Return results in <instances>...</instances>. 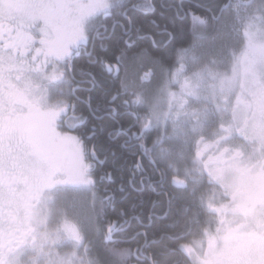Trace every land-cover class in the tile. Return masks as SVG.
Returning a JSON list of instances; mask_svg holds the SVG:
<instances>
[{
  "label": "flooded vegetation",
  "instance_id": "1",
  "mask_svg": "<svg viewBox=\"0 0 264 264\" xmlns=\"http://www.w3.org/2000/svg\"><path fill=\"white\" fill-rule=\"evenodd\" d=\"M119 2L78 0L61 16L56 31L43 20L28 21L18 29L16 50L9 48L0 54V97L5 101L19 97L16 107L24 112L29 105L38 110L29 124L30 141L15 158L0 163V264H104L94 255L100 243L114 251L110 254L114 264H157L149 252L156 241L148 239L147 229L153 227L157 200L163 197L169 206L165 185L170 174L169 184L178 198L204 213L198 229L177 247L187 264L191 261L186 250L202 256L191 243L206 233L213 224L209 219L222 209L243 211L248 228L231 230L228 243L236 249L242 247V255L259 256L258 264H262L264 1L134 0L142 11L151 13L150 3L156 10L150 15L133 12L131 23L120 16L116 9ZM235 7L243 17L236 39L232 34ZM153 19L159 27L151 23ZM96 27L98 35L85 49V39ZM108 36L112 39H106ZM101 45L108 47L106 53L100 52ZM77 49L92 51V59L103 60L93 64L81 56L76 62L81 88L88 87L89 69L125 84L120 77L122 60L129 53L146 52V70L140 77L146 87L138 90L135 76L127 99L121 102L115 93L109 106L113 118L129 120L124 127L116 120L128 138L125 154L131 159L130 170L136 165V190L126 189L141 197V203H131L137 208L144 206V194L152 193L147 223L131 220L132 215H139L136 207L121 217L120 203L115 205L116 211L104 203L121 182L114 177L116 183H109L111 177L105 182L102 174L107 165L93 171L97 166L86 146L71 136L54 140L49 136V129H66L78 121L69 108V98L60 94L59 89L66 87L63 82H53L32 66L46 64L51 71ZM217 51L231 59L229 65L222 66L225 78L221 81L213 62ZM115 66L120 68L117 77H113L114 70H108ZM217 82L222 84L220 88L213 86ZM209 106L214 111L207 110ZM186 123L190 130L197 125L200 128L193 137V155L186 156L185 148L179 145L174 149L178 154L183 152L181 156L166 154L167 139L174 137L171 127L183 130ZM106 143L97 145L102 157L107 153L103 150ZM48 153L58 163H53ZM93 177L103 182L94 187ZM125 177L129 180L128 174ZM212 192L221 195L216 198ZM122 196L116 192V200ZM215 217V221L220 218Z\"/></svg>",
  "mask_w": 264,
  "mask_h": 264
},
{
  "label": "snow or ice",
  "instance_id": "2",
  "mask_svg": "<svg viewBox=\"0 0 264 264\" xmlns=\"http://www.w3.org/2000/svg\"><path fill=\"white\" fill-rule=\"evenodd\" d=\"M78 0H0V54L6 52L9 48L14 51L15 40L20 34L18 29L23 27L28 21L43 20L46 26H50L53 31L57 30V25L61 16ZM151 13H155V4L150 3ZM123 20L131 23L132 13L139 12L141 15H150L147 10L142 11L140 5H136L134 0H120L116 5ZM110 17H105L108 19ZM151 23L159 27L157 22L153 19ZM99 32L98 27L93 28L90 34L85 39L84 48L87 49L88 44L93 42V37L97 36ZM114 33V29H113ZM31 39V37H28ZM106 39L111 40L112 37L108 36ZM93 48L95 45L93 43ZM108 47L106 45L100 46V52L106 53ZM86 56L89 58V63H103L102 57L92 59V51H84L77 49L74 52H69V59L62 65H56L48 70L46 64L33 65L32 70L45 75L53 82H63L66 87L59 89L61 95H66L69 98V108L72 110L73 115L77 119V123L66 129L53 128L49 129V136L51 139H56L60 136H71L78 140L82 145L86 146L89 158L95 162L97 168L103 167L109 163L108 156L113 158V165L120 159L117 153V147L123 151H128V138L125 133L120 130V125L116 124L113 120L112 108L109 106L113 103V98L108 97L104 99L102 92L98 98L93 97V93L99 86L94 72H88L89 82L87 88H81L82 81L77 80L76 62ZM82 71V70H81ZM76 81L75 84L72 82ZM81 92L86 95L81 96ZM13 96V94H9ZM19 97H15L5 101L0 97V163H7L24 148L25 142L30 141L29 124L38 110L32 106H28V111L24 112L16 107ZM82 105V107H81ZM112 123H109V122ZM123 137V139H121ZM104 141H108L110 145H115L107 149L105 156L100 155V149L97 147L98 143L103 145ZM120 141L119 145L116 142ZM135 171L136 165L134 164L129 171L128 186L135 191ZM105 177H114L113 169L108 168L103 174ZM93 177V186L102 183ZM109 183H116L115 179H111ZM116 192L122 193L123 196L120 200H116ZM128 190L121 182L116 188L115 192L111 193L104 203L116 211L115 205L122 204L124 200L128 199ZM132 209L136 207L133 203L130 205ZM121 217H127V212L121 209L119 212ZM131 220L140 221L139 215H132ZM125 223L130 226L131 221L125 220Z\"/></svg>",
  "mask_w": 264,
  "mask_h": 264
},
{
  "label": "trees",
  "instance_id": "3",
  "mask_svg": "<svg viewBox=\"0 0 264 264\" xmlns=\"http://www.w3.org/2000/svg\"><path fill=\"white\" fill-rule=\"evenodd\" d=\"M145 24H143V30L145 29ZM145 44V43H143ZM113 53L109 54V57H113ZM122 74L121 78L124 77L125 84L121 83V81H118V79H112L106 75L105 72L99 73L96 69H93L89 72H94L98 82L100 90L97 88L96 91L92 94L94 97V101L102 92L104 93V99L107 100L108 97H113L115 93L119 94V100L121 102H124L128 97V91H130V87L133 84L134 87V80L135 76L137 78V84H138V90L143 91V89L146 87L142 85L140 77L144 76L145 70H146V52L145 51H137L133 54L129 53L127 57L122 60ZM87 79L89 80V76H87ZM136 82V81H135ZM100 91V93H98ZM134 98H136L133 95V103ZM143 114H146V112H142ZM114 122L117 124L116 120L121 123V125L124 127L129 123V120L126 117H121V119L118 120V118H113ZM109 123H112L111 121ZM124 129V128H123ZM106 145L109 147H113L115 145H110L108 141ZM119 145V144H118ZM107 146H104V151L107 150ZM117 153L120 159L116 161V164L113 165V158L109 155L107 164L108 168L113 169L114 178L119 181L123 182L125 184V188L128 186V179L125 177L131 168V159L127 157V154H125V151L121 150L119 147H117ZM105 177V182H106ZM159 177L155 174L154 179L157 180ZM112 179V177H111ZM166 181V189L169 191V197L170 202L169 206H167L165 199L160 197L159 200H157L158 203H155L153 208V213L156 214L153 219V227L152 229H147V236L148 239H153L156 241L153 245H150L149 252L153 254L154 261L157 264H182L184 261V264H187L186 258L180 254L177 247L179 246V242L185 240L189 237V234L195 230L198 229V227L201 225L204 213L200 208H198L196 205L183 203L181 197L178 198V195L175 193V191L170 186V179L171 174L167 178ZM156 187L159 189L160 185H156ZM147 191V188L145 189V192ZM144 192V193H145ZM176 195V197H172V194ZM152 193H146L144 194V197L146 199V202L144 206L139 207L136 209V213L139 214V216L142 218L141 222L147 223V217L149 213V197ZM135 197H137L135 199ZM140 198V199H139ZM141 203V197L137 194H130L128 196L127 200H124V202L121 204L122 208L125 211H131L132 208L130 207L131 203ZM169 207V211L168 210ZM133 213L134 210H133ZM158 216V218L156 217ZM139 226V225H137ZM136 232L138 230H135ZM138 240H143V236L140 235L138 237ZM135 244V243H133ZM139 244V243H138ZM103 246V247H102ZM112 250H107V247L105 244H99L95 246V256L99 257L104 264H114L112 261V258L110 254L113 255Z\"/></svg>",
  "mask_w": 264,
  "mask_h": 264
},
{
  "label": "rangeland",
  "instance_id": "4",
  "mask_svg": "<svg viewBox=\"0 0 264 264\" xmlns=\"http://www.w3.org/2000/svg\"><path fill=\"white\" fill-rule=\"evenodd\" d=\"M264 1V0H261ZM234 28L233 36L236 39L237 34L239 33V24L242 20V14L241 11L238 9V7H235L234 11ZM231 59H228L227 53L223 51H217V59H215L213 62L217 66V72L219 80L225 78V74L221 71L222 66L227 63L229 65V61ZM213 86H217V88H220L222 84L220 82H217L216 84H213ZM219 96V95H218ZM211 99L213 100L214 94H211ZM220 98V97H219ZM168 100L164 101L165 106L168 105ZM208 109H212L214 111V107H207ZM187 124H185V129L181 130V128H175L171 127V132H174V137H168L167 143H166V154H171V156L177 158L178 156H181L183 152L180 154L175 151L176 146L184 147V153L186 156H192L194 153V136L197 135L200 128L197 125L194 127L193 130H190V128L187 127ZM170 136V135H169ZM53 163H58V161L53 158L51 154L48 153L46 155ZM214 196L217 198L220 197L221 193L218 192L217 194L215 192H212ZM211 197V196H210ZM209 197V198H210ZM223 210V209H222ZM218 210L217 212L213 213L214 218L215 216H219L218 219L221 222V225L219 224V221L214 218H210L209 222H212L213 224H210L209 227L206 230V233H201V237L197 239L198 241H195L194 243H191L192 248L195 250L198 249V252H202V256L198 255L197 252H190L188 249L186 250L189 255L191 264H258L260 257L257 255H242L240 254V249L242 247H237V249L233 246H231L228 243L229 240V233L231 230L236 229L237 231H241L243 228L247 230L248 223L245 222V219L243 217V211H232V209H228L227 211ZM217 224V225H216ZM215 226V227H214ZM215 231V232H214ZM203 237V238H202ZM245 244V242H244ZM212 247V248H209ZM209 249V250H208ZM201 256V257H199ZM261 261L262 264H264V255H261Z\"/></svg>",
  "mask_w": 264,
  "mask_h": 264
},
{
  "label": "water",
  "instance_id": "5",
  "mask_svg": "<svg viewBox=\"0 0 264 264\" xmlns=\"http://www.w3.org/2000/svg\"><path fill=\"white\" fill-rule=\"evenodd\" d=\"M108 70L110 73L114 70L113 77H117L120 73L119 66H115L114 68L108 67Z\"/></svg>",
  "mask_w": 264,
  "mask_h": 264
}]
</instances>
